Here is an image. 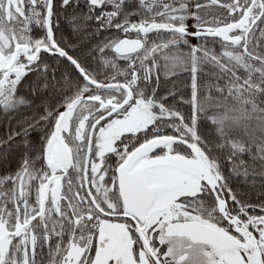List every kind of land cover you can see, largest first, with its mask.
Instances as JSON below:
<instances>
[{
	"label": "snow or ice",
	"instance_id": "6c2138e0",
	"mask_svg": "<svg viewBox=\"0 0 264 264\" xmlns=\"http://www.w3.org/2000/svg\"><path fill=\"white\" fill-rule=\"evenodd\" d=\"M0 264H264V0H0Z\"/></svg>",
	"mask_w": 264,
	"mask_h": 264
}]
</instances>
